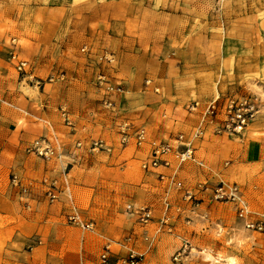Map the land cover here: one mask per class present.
I'll return each instance as SVG.
<instances>
[{
	"label": "crops",
	"instance_id": "crops-1",
	"mask_svg": "<svg viewBox=\"0 0 264 264\" xmlns=\"http://www.w3.org/2000/svg\"><path fill=\"white\" fill-rule=\"evenodd\" d=\"M29 1L32 2L34 19L44 20L51 17L56 12L54 8L58 6L68 3L75 5L76 12L73 7L69 9L72 12L67 11L68 7L60 10L61 21L70 16L67 18V25H62L63 35L60 39L53 41L51 33L46 40L50 47H30L31 57L37 67L45 65L55 69L51 71V75L56 74L59 66L67 69L66 79L48 82L43 87L40 93L47 108L38 114L45 117V134L58 139L59 134L62 135L61 139L66 141V145L59 149L61 158L52 157L40 162L46 168L45 174L49 182L60 189L58 198L47 207L46 214L33 220L34 228L42 233L37 238L40 242H35V238H19L20 233L15 230L10 240L5 239V229L15 228L17 220L6 222L4 213L0 210V264H117L114 260L120 259L122 252L134 249L143 253L144 237L139 232L142 227L138 225L139 222H135L137 216L127 209H124L126 218L121 225H117L114 218H106L102 207L91 206L95 201L91 193L102 184L88 185L84 181L91 178L105 180L111 190L117 186L114 163L120 161L128 148L134 159L143 161L149 156L154 141L176 145V136L181 132L188 138L202 117L200 106L188 108L192 99L210 101L219 93L235 90L261 93L260 82L254 84L247 76L260 69L262 47H243L245 42L239 39L240 47H228V34L225 35L223 31L221 34L210 32V41L198 47L195 30L197 16L196 10L191 7L194 5L192 0H104L102 3L97 0H88V3L87 0ZM86 4L94 5L92 11L86 12ZM100 4L107 7L102 14L97 10ZM40 13L41 16L38 15ZM75 35H82L84 40L86 37L93 45H97L91 48L97 53L107 51L113 54L114 62L104 72L113 82H121L125 89L122 93L111 96L115 110L106 108L101 102L103 91L95 85L97 68L94 59L86 58L80 51L81 47H69ZM206 35L207 32L205 37ZM15 39L14 37L13 40ZM214 41L218 43L215 44ZM58 43L60 47H55ZM100 43H106L109 47H100ZM34 44H37L36 40ZM42 60L44 62L41 64ZM61 106L67 108L73 130L64 122L59 110ZM29 109V105L21 101L20 106L11 112L12 118L24 116ZM122 121L143 123L147 131L146 139L138 145L132 144L130 140L119 148L108 145L105 141L107 151L110 152L91 147L92 139L98 136L113 139L118 133V124ZM211 124L213 123L206 124L204 137L192 139V145L193 148L196 146L194 153L203 147L205 157L220 164L224 155L215 148L227 144L229 137L213 133ZM251 128L264 133V125L261 123L253 122ZM263 138L261 135L255 137L253 141L256 143L253 146L256 144L255 147L260 148ZM77 139H80L81 145H77ZM164 156L169 164H160L152 169L158 174H174L179 178L184 176L186 164L179 168L173 167L174 153L169 152ZM62 158L74 159L68 172L61 171L65 164ZM5 163L11 164V160L2 155L0 164L5 167ZM80 167L84 171L69 177L72 170ZM95 167L102 170L88 172ZM209 167L208 176L217 175L215 169ZM20 168L24 173L20 186L32 184L31 188L38 191L36 173L27 172L25 165ZM195 174L194 178H199L200 173ZM122 175L126 180L131 178L126 174ZM132 186L129 182L122 183L125 194H129ZM6 188L15 190L19 187L10 182ZM88 190L91 192L86 201L90 207L100 210L95 217L96 226L85 229L90 233L68 236L69 225L65 217L72 207L77 209L73 199L80 194H88ZM200 210V216L205 221L216 219L211 210ZM209 224L207 223L210 227ZM15 232L18 237L17 234L13 236ZM117 233H125L126 236L118 240ZM106 246H109V258L106 263H101L100 254Z\"/></svg>",
	"mask_w": 264,
	"mask_h": 264
},
{
	"label": "rangeland",
	"instance_id": "rangeland-1",
	"mask_svg": "<svg viewBox=\"0 0 264 264\" xmlns=\"http://www.w3.org/2000/svg\"><path fill=\"white\" fill-rule=\"evenodd\" d=\"M103 1L97 0L99 3ZM192 1H194V5L191 7L196 10L197 16L195 30L197 31L198 47L210 41L211 37L208 34L212 31L220 34L223 31L225 35L228 34V47H240L238 39L245 42L243 47H262L260 69L256 70L253 75L247 76L253 80L254 84L257 81L260 82L261 93L235 90L218 94L220 97H250L254 100L257 112L242 132L233 134L218 132L215 129L217 121H220L222 117L221 114H218L216 120L211 124L213 133L224 134L229 137L227 144L215 148L224 155L222 163H215L210 158H206L203 147L194 153L195 160L189 159L178 163L175 159L173 167L179 168L182 164H186L184 176L179 178L173 174L175 181L180 180L182 182L181 186L172 180L161 178V174L156 173L152 168H143V161L134 159L130 155L129 148L120 158V161L114 163V170L117 173V186L115 188L108 189L106 185L108 181L105 180L98 181L91 178L84 181L88 185L102 184L91 193L95 200L91 206L102 207V213L105 217L114 218L117 225H121V222L125 220L124 209H127L128 204L146 205L151 209V217L148 221L140 223L138 218L135 220L142 227L139 232H142L144 237V251L141 259L136 263H129L123 260L128 257L129 252H122L119 256L120 259L114 260L117 264H264V228L258 230L246 227L242 218L237 214V206L234 201L215 199L211 195V188L220 181L235 182L239 185L247 201L251 211L250 218L264 221V138L260 141V148L255 147L256 144L253 146L256 143L253 139L260 135L264 136V133L251 128L253 122L264 125V99L262 98L264 96V0ZM31 5L32 2L29 0H0V144L3 146L0 157L6 155L11 160V164H4L5 167L0 164V210L3 211L6 222L17 220L15 228L5 229V239L7 240H10L14 230L20 233L19 238L27 237L36 240L42 236L41 231L34 228L33 220L40 219L46 214L47 207L56 201L55 199L58 198L60 192L56 184L49 182L47 174H45L46 168L40 164L42 160L49 159L29 151L27 148L36 138L50 136L46 135L43 129L45 117L38 115L47 108L40 92L45 85L47 86L46 83L66 79L67 69L59 66L56 69V74H54V79L49 81L48 77L51 75V71L55 69L45 65L37 67L31 57L30 47H50L46 40L51 33H53V41L60 39L63 35L62 25L66 26L67 18L70 17L61 21L59 19L62 14L60 10L68 7L67 11L72 12L69 9L73 7L74 12H76V9L75 5L70 3L62 7L58 6L54 8L56 12L52 13L56 17L51 14V17L44 20V18L34 19L35 13L31 11ZM92 6L94 5L86 4V12L92 11ZM173 7L176 6L173 5ZM106 9L107 7L103 4L97 7L101 14ZM38 15L41 16V13ZM14 37L15 40H13ZM35 40L37 44H34ZM217 41L214 43H218ZM70 42L69 47H86V52H83L81 48L80 51L86 58L94 59L97 68L94 77L95 85L103 91L104 89L97 83V76L104 73L113 82L109 75L104 72V69L114 62L113 54L107 51L97 53L91 49L97 45H93L86 37L84 40L82 35H75ZM100 44V47H109L106 43ZM20 47L23 49L20 50ZM55 47H60V44L58 43ZM12 51H16L21 58H27L30 63L27 74L16 69L11 59ZM43 62V60L40 61L41 64ZM36 79H40L41 84H36ZM122 86L124 87L123 84ZM114 93L122 92L109 93V96L111 97ZM104 95L103 91L102 104L106 108L115 110V105L108 107L103 103ZM111 99L113 98L111 97ZM192 100L198 101L201 112L204 111L209 102H203L197 98ZM21 101L29 105L30 111H26L24 116L14 119L11 112L20 106ZM62 108L67 110L66 107L61 106L59 107L60 112ZM69 126L72 129L73 123L71 122ZM117 132L113 139L109 140L103 136H98L96 139H102L104 143L106 141L108 145H113V147L115 145L116 148L122 147L130 140L132 144L138 145L135 138L131 137L132 135L126 143L120 141L119 124ZM59 136L62 147H64L66 141L62 140V135L59 134ZM79 140L77 139L76 142ZM107 149L105 147L97 148L98 151L110 152ZM195 149L196 146L193 151ZM235 155L237 156L235 157ZM66 159H64L65 164L61 170L63 173L68 172L74 162V159ZM87 162L89 166L90 161ZM23 165L26 166L27 172L36 173L35 177L39 181V184L36 185L38 191L31 188L32 184L20 186L21 177L24 175L20 167ZM209 166L215 169L217 175L208 176ZM100 170L102 169L95 167L90 168L88 172L95 173ZM81 171L84 169L76 168L70 172L69 177H73ZM196 172L200 173L197 179L194 178ZM204 173L205 175H203ZM122 174L131 178L126 180ZM13 176H15V180H13ZM10 182L19 188L9 190L6 187ZM124 182L133 185L129 194H125L122 189ZM24 187L26 188L22 191ZM53 189L57 194L54 200L48 194ZM187 190L193 193L191 197L185 195ZM90 192L88 190V194L84 196L80 194L78 198L73 200L80 214L88 221H92L95 228V217L100 213V210L90 207L86 201ZM73 193L75 195V192ZM199 209L211 210L212 216L216 219L209 222L205 221L203 216H200ZM194 211L196 212L194 213ZM65 220L69 225L68 236L76 237L84 232H91L69 222L67 216ZM207 223H210V227ZM124 236H126L125 233H117L116 239L119 240ZM185 240L189 242L187 254L182 260L175 261L173 254Z\"/></svg>",
	"mask_w": 264,
	"mask_h": 264
},
{
	"label": "built area",
	"instance_id": "built-area-1",
	"mask_svg": "<svg viewBox=\"0 0 264 264\" xmlns=\"http://www.w3.org/2000/svg\"><path fill=\"white\" fill-rule=\"evenodd\" d=\"M83 52H86V47L81 48ZM11 59L14 62L16 69L21 73H28L30 63L27 59L19 57L16 51H12ZM110 59V58H109ZM54 79V75H50L48 80ZM97 83L104 89L103 103L108 107H114V101L109 96V93L123 92L124 87L119 82H111L104 73L98 74ZM36 84H41L40 79H36ZM198 106V101L191 100L188 103L189 109H194ZM257 112L255 108L254 100L250 97H220L217 95L211 99L205 106L202 112L201 122L199 125L192 130L188 138L185 137L184 133H179L176 136L177 144L173 145L169 142H156L154 141L151 145L149 157L142 162V166L145 169L156 167L160 164L168 165L169 160L164 156L166 153L173 152L174 157L178 163H182L186 160H195L193 151L192 139L202 137L206 132V124L212 123L216 120L217 115L221 114L220 121H217L215 129L218 132H226L229 134L240 133L246 127L250 120H252ZM61 116L66 124L71 123V118L68 111L64 108L61 110ZM120 141L126 143L132 135L138 144L142 143L146 139L147 131L144 124H134L129 121H122L119 123ZM77 145H81V141H77ZM60 140L53 136H44L36 138L32 144L27 148L29 151H33L47 159L52 157L61 158L59 149L62 148ZM92 148L105 147L107 145L102 139H93L91 141ZM3 151V146L0 144V154ZM201 163V162H200ZM161 178H167L172 180L178 186L182 185L180 180L175 181L174 175L161 174ZM15 180V176H13ZM207 188V187H206ZM50 198L53 200L57 197L55 190L48 192ZM192 192L186 191V196L191 197ZM211 195L215 199H228L235 202L237 206V214L242 218L244 225L248 228H254L262 230L264 228L263 220H253L250 218V209L247 201L243 195L239 185L235 182H224L220 181L214 187L211 188ZM127 210L137 216L141 223L148 221L151 217V209L146 205L128 204ZM67 219L69 222L78 225L84 229H93V222L85 220L80 212L72 207L71 211L67 213ZM35 242H40L36 239ZM31 247V246H30ZM189 242L185 240L180 248L173 254L175 261H180L187 254V248ZM142 257V253L136 252L134 249H130L128 257L124 258V261L129 263H136ZM109 258V246H106L103 252L100 254L101 263H106Z\"/></svg>",
	"mask_w": 264,
	"mask_h": 264
}]
</instances>
